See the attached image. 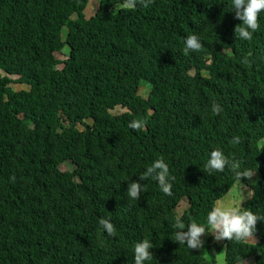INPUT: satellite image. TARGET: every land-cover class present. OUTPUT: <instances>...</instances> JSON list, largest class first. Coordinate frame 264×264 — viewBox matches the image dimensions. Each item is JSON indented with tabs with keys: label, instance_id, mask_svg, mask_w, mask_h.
Returning <instances> with one entry per match:
<instances>
[{
	"label": "trees",
	"instance_id": "16d2710c",
	"mask_svg": "<svg viewBox=\"0 0 264 264\" xmlns=\"http://www.w3.org/2000/svg\"><path fill=\"white\" fill-rule=\"evenodd\" d=\"M89 1L0 0V264H133L140 239L146 264H217L212 250L264 264V221L248 241L208 234L203 251L172 240L178 215L204 224L219 201L264 215V11L242 41L230 0H98L86 17ZM193 33L202 47L185 54ZM217 148L252 180L204 173ZM158 158L169 195L138 177ZM241 185L251 194L238 204Z\"/></svg>",
	"mask_w": 264,
	"mask_h": 264
},
{
	"label": "clouds",
	"instance_id": "9594fccd",
	"mask_svg": "<svg viewBox=\"0 0 264 264\" xmlns=\"http://www.w3.org/2000/svg\"><path fill=\"white\" fill-rule=\"evenodd\" d=\"M127 6L135 7L136 0H127ZM262 11H264V0H230L228 12H231L233 17L240 21L234 28L235 38L242 41L250 39L259 26L258 15ZM201 47L202 42L197 34L193 33L183 38V53H193L200 50ZM211 111L219 113L221 111L220 105L213 102ZM140 126L138 121H130L128 124L130 129H137ZM238 140L237 136L232 137V143L235 144ZM226 166L238 181H241V178L248 179L252 177L254 172L252 169L244 167L242 161L235 158L230 159L218 148L208 152L203 164V172L210 175L222 173ZM138 177L143 181L151 178V180L156 182L158 189L163 194H170L172 177L170 176L168 164L162 158L153 160L144 169L142 175ZM143 191V184L132 181L127 183L125 192L130 200H138ZM258 220L264 221V215L241 207V204L228 205L223 201H219L206 212L204 224L196 221L185 223L183 216L178 215L175 219L174 226L176 231L172 240L189 250L200 249L203 244L202 236L206 233L210 234L216 241H248L252 240ZM98 226L104 235L109 237L113 235L114 226L108 218L99 219ZM152 247L153 245L148 239L136 241L132 247L133 264H146V262L150 261L153 258L150 251Z\"/></svg>",
	"mask_w": 264,
	"mask_h": 264
},
{
	"label": "rangeland",
	"instance_id": "374dc122",
	"mask_svg": "<svg viewBox=\"0 0 264 264\" xmlns=\"http://www.w3.org/2000/svg\"><path fill=\"white\" fill-rule=\"evenodd\" d=\"M97 3H98V0H90L89 1L87 7L84 10V14H85L86 17H89L90 15H92L94 13V11L97 8ZM65 48L67 49V47H65ZM66 53H67V51L64 50L61 53H55V56L58 59H64L66 57ZM12 87L14 89H20V88L26 89L27 88L26 85H18V84H12ZM146 92H147V90L144 87H140V89H139L140 95L146 96ZM251 180H252V178H250V181ZM229 194L233 198L238 199V204H239L240 201H241V199H245V198H248L250 196L251 191L249 190V187L248 186L241 185V186H239V190L238 191H236L235 189H233V190H231L229 192ZM229 194H228V196H229ZM181 205L184 207L185 201H183ZM181 211H182V208L179 209V210H177V213H181ZM209 238L210 237H209L208 234L205 235V236H202L203 244H202V247L200 248V251H203V249L205 248V245L206 244H212L210 242L211 240H208ZM212 253L216 255L217 264H224V261H223V252H220V253L217 254V252L215 250H212ZM251 260L252 259L249 258L247 260H244L242 262H239L238 264H253Z\"/></svg>",
	"mask_w": 264,
	"mask_h": 264
}]
</instances>
